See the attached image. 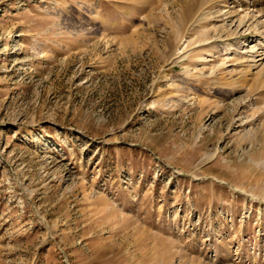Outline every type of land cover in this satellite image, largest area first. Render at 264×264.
I'll use <instances>...</instances> for the list:
<instances>
[{"label":"rangeland","instance_id":"1","mask_svg":"<svg viewBox=\"0 0 264 264\" xmlns=\"http://www.w3.org/2000/svg\"><path fill=\"white\" fill-rule=\"evenodd\" d=\"M0 17V264H264V0Z\"/></svg>","mask_w":264,"mask_h":264},{"label":"bare ground","instance_id":"2","mask_svg":"<svg viewBox=\"0 0 264 264\" xmlns=\"http://www.w3.org/2000/svg\"><path fill=\"white\" fill-rule=\"evenodd\" d=\"M62 1H63V0H62ZM16 5H17V3H16ZM14 6H15V5H14ZM17 8H18V7L16 6V9H17ZM13 9H14V8H13ZM91 10H92V9H91ZM91 10H90V11H91ZM91 15H92V14H91ZM0 18H1V17H0ZM91 18H92V17H91ZM1 20H2V19H1ZM130 33H131V32H130ZM130 33H129V34H130ZM120 35H121V34H120ZM126 36L128 37V35H126ZM126 36H125V37H126ZM125 37H124V38H125ZM127 37H126V38H127ZM122 38H123V36H122ZM126 40H127V39H126ZM259 43H260V42H259ZM248 44H249V43H248ZM246 45H247V44H246ZM240 46H241V45H240ZM244 46H245V42L242 44V48H244ZM247 46H248V45H247ZM245 47H246V46H245ZM246 49H247V48H246ZM248 51H249L250 53H249ZM248 51H244V52H245V53H249V56L251 57V58H250V61H254L255 63H257L259 60L262 59V57H261L260 59H258V60L256 59V58H257V56L255 55V54L257 53V48H256V47H251ZM255 59H256V60H255ZM256 65H257V64H256Z\"/></svg>","mask_w":264,"mask_h":264}]
</instances>
